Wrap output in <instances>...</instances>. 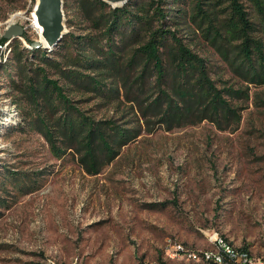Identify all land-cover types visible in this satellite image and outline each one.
<instances>
[{"label":"rangeland","instance_id":"374dc122","mask_svg":"<svg viewBox=\"0 0 264 264\" xmlns=\"http://www.w3.org/2000/svg\"><path fill=\"white\" fill-rule=\"evenodd\" d=\"M35 3L0 0V39L16 24L40 41L29 27ZM63 13L65 31L79 34L76 1L64 0ZM8 43L0 46V66ZM203 54L213 79L242 87L216 55ZM4 70L0 264H188L166 257L170 242L203 250L215 234L264 261V87L250 86L248 100L234 101L236 128L205 121L143 130L99 174L88 175L75 155L55 158L41 136L21 126L12 106L21 101L10 97ZM8 171L19 180L7 181Z\"/></svg>","mask_w":264,"mask_h":264},{"label":"trees","instance_id":"16d2710c","mask_svg":"<svg viewBox=\"0 0 264 264\" xmlns=\"http://www.w3.org/2000/svg\"><path fill=\"white\" fill-rule=\"evenodd\" d=\"M75 1L79 34L66 33L51 50L14 39L0 70L10 97L21 101L12 104L20 125L41 136L55 158L75 155L88 175L143 130L205 121L236 128L234 101L248 100L250 86L264 87V0H131L119 8ZM205 51L242 87L213 79ZM19 175L8 171L7 181Z\"/></svg>","mask_w":264,"mask_h":264},{"label":"water","instance_id":"95a60500","mask_svg":"<svg viewBox=\"0 0 264 264\" xmlns=\"http://www.w3.org/2000/svg\"><path fill=\"white\" fill-rule=\"evenodd\" d=\"M112 8H119L131 0H101ZM64 0H36L33 13L36 18V24L40 28L41 37L45 44L40 41H34L30 48H46L48 50L56 47L63 36L67 33L64 26ZM26 27L22 25L11 24L3 34V39L10 42L14 39L21 40L24 44L23 35Z\"/></svg>","mask_w":264,"mask_h":264},{"label":"built area","instance_id":"2783aa9c","mask_svg":"<svg viewBox=\"0 0 264 264\" xmlns=\"http://www.w3.org/2000/svg\"><path fill=\"white\" fill-rule=\"evenodd\" d=\"M210 247L197 250L188 246H179L178 242H170V252L186 257L188 264H224V257H231L232 264H264V261L249 262L247 249H242L239 254H229L228 250L222 249L215 241V237L210 239ZM159 264V263H156Z\"/></svg>","mask_w":264,"mask_h":264},{"label":"bare ground","instance_id":"6f19581e","mask_svg":"<svg viewBox=\"0 0 264 264\" xmlns=\"http://www.w3.org/2000/svg\"><path fill=\"white\" fill-rule=\"evenodd\" d=\"M35 20H36V18L33 14V19L31 20L32 23L29 25V27L37 32V34L40 37V42L42 44H45L43 38L41 37L40 28L37 26ZM213 237H215V241H217V244L220 245V247L222 249L228 250L229 254H239V252H241V250L234 248V246L232 244H230L229 242H227L225 239L218 236L217 234H215ZM179 246H183V244L179 243ZM169 250H170V247L167 248V250H166V257L168 259H170V260H186V257L178 255V253H176V252H170ZM186 261L188 262V260H186ZM248 261L249 262H257V261H262V260L254 257L251 253H248ZM224 264H232V258L231 257H224Z\"/></svg>","mask_w":264,"mask_h":264}]
</instances>
